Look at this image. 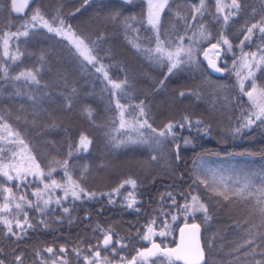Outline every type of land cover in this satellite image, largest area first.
Listing matches in <instances>:
<instances>
[{
    "label": "trees",
    "instance_id": "1",
    "mask_svg": "<svg viewBox=\"0 0 264 264\" xmlns=\"http://www.w3.org/2000/svg\"><path fill=\"white\" fill-rule=\"evenodd\" d=\"M234 1L228 12L218 0H169L155 35L147 0H34L19 16L0 0V121L42 168L60 175L66 167L84 188L79 198L22 215L51 224L28 230L51 237V264H84L82 254L109 232L115 241L102 255L110 261L181 264L164 248L186 222L202 226L205 264H264V117L239 128L243 96L226 51L264 45V31L253 27L264 7ZM37 13L40 21L27 24ZM159 43L171 51L217 45L225 72L211 75L200 55L177 67L160 62L152 56ZM257 79L264 83V65ZM125 119H145V131L122 126ZM16 183L5 182L24 188ZM193 195L205 209L186 218ZM3 223L0 216V264H15L2 249L19 236ZM151 239L159 248L147 255Z\"/></svg>",
    "mask_w": 264,
    "mask_h": 264
},
{
    "label": "rangeland",
    "instance_id": "2",
    "mask_svg": "<svg viewBox=\"0 0 264 264\" xmlns=\"http://www.w3.org/2000/svg\"><path fill=\"white\" fill-rule=\"evenodd\" d=\"M168 2L169 0H147V19L155 35H157L162 14ZM259 2L264 7V0H259ZM218 3L221 5V10H226L227 8L229 10L228 12H232L230 8L234 6V3L236 5V1L234 0H218ZM39 19L40 14H33L31 21H26V23L33 25L37 21H40ZM26 23L24 22V24ZM42 24L51 28V25L47 22H42ZM253 27H257L258 32L264 31V16ZM254 29L247 31L245 40L253 37ZM196 32L203 39H206L207 35H209L206 32L207 35H205L204 32L199 30ZM154 47L155 54L152 53L153 57L156 56L160 62H167L177 67L182 60L197 62L200 55L199 50L202 52L206 46L198 49L197 44L190 46V48L180 47L181 49L174 51H171L173 48L163 46L160 43ZM226 51L230 56L228 60L230 62L229 74L232 77V82L236 85L238 92L243 96V103H241V112L238 119L239 128H242L253 124L257 118L264 117V83H261L257 79L258 72L264 65V45L253 49H248L240 45L236 48V51H239L238 55H232V48L230 47H227ZM223 52L224 49L219 48L212 55L220 58L225 57ZM141 115L142 112L139 111L136 116L138 118ZM124 123L133 126L132 130H138L140 134L145 131V119L141 120L139 122L140 124L138 120L136 123L133 119H125L122 126H125ZM130 138L133 140V136H130ZM145 142H148V140ZM80 146L83 149H87L89 140L83 137ZM62 170L60 175H56L51 171V168H42L36 162L30 145L19 137L14 136L11 128L5 121H0V180L2 178L4 179V185L1 186L2 188L0 187V192H4V196L0 200V211L3 215L0 216L3 222L8 224L7 226L10 230H12L11 228L14 223L25 222L24 218L26 219V216L22 218V215H24L25 210H31L32 206L35 207L37 205L41 208H48L68 198L81 197L84 188L72 176L70 169L68 170V168L63 167ZM7 181H16V186L22 185L24 188L16 191L17 189L15 190L5 184ZM204 209V204L196 195H193L184 207V217L188 218L197 211ZM192 223L198 224L196 222ZM151 230L152 232H159V229H154L153 227ZM158 248L159 242L151 239L149 246L145 247L143 251L147 255H154L158 251ZM82 257L84 264H128L127 260L121 263L110 261L102 253L99 258L85 254H82Z\"/></svg>",
    "mask_w": 264,
    "mask_h": 264
},
{
    "label": "water",
    "instance_id": "3",
    "mask_svg": "<svg viewBox=\"0 0 264 264\" xmlns=\"http://www.w3.org/2000/svg\"><path fill=\"white\" fill-rule=\"evenodd\" d=\"M34 0H10V10L13 15H24ZM218 48L217 45L205 47L200 58L205 64L208 72L214 76H221L224 69L218 64V60L211 55V52ZM113 243V236L108 233L102 240V247L108 248ZM64 250V247H61ZM164 252L181 264H205L206 250L202 242V226L186 222L179 227L177 242L173 246L165 247ZM100 250L94 255L98 258Z\"/></svg>",
    "mask_w": 264,
    "mask_h": 264
},
{
    "label": "flooded vegetation",
    "instance_id": "4",
    "mask_svg": "<svg viewBox=\"0 0 264 264\" xmlns=\"http://www.w3.org/2000/svg\"><path fill=\"white\" fill-rule=\"evenodd\" d=\"M214 58H216L213 55ZM217 59V58H216ZM218 60V59H217ZM218 64L220 65V62L218 60ZM221 66V65H220ZM8 224L3 223V226L9 229ZM50 223H43V222H20V223H14L11 229H15L17 236L19 238L13 240L17 242V245L14 247L11 246L10 239L6 238L5 244L2 249V253H10L11 255H14L15 264H51V251L54 250V248L51 247V237L45 239L44 237L38 238V237H28V230L31 227L34 226H50ZM7 235L8 232L6 231ZM110 233V232H109ZM108 234V233H107ZM51 235V233H49ZM113 236V234L111 233ZM104 237H102L100 241V247L96 248L93 252H91V256L94 257L96 250H100V255L102 253L103 249L110 248L114 241L115 237L113 236V243L108 248L102 247V240ZM28 242V244H26ZM56 249V248H55ZM59 251H62L58 248ZM98 257V258H99ZM95 258V257H94ZM7 264V263H5Z\"/></svg>",
    "mask_w": 264,
    "mask_h": 264
},
{
    "label": "bare ground",
    "instance_id": "5",
    "mask_svg": "<svg viewBox=\"0 0 264 264\" xmlns=\"http://www.w3.org/2000/svg\"><path fill=\"white\" fill-rule=\"evenodd\" d=\"M31 208H33V206ZM61 247H64V250H62V253H66L67 252V247L64 246V245H60L58 248L61 250Z\"/></svg>",
    "mask_w": 264,
    "mask_h": 264
}]
</instances>
